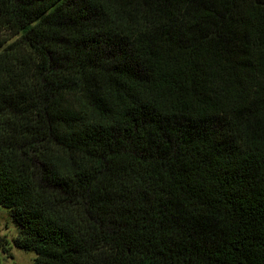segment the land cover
I'll list each match as a JSON object with an SVG mask.
<instances>
[{
    "label": "trees",
    "instance_id": "1",
    "mask_svg": "<svg viewBox=\"0 0 264 264\" xmlns=\"http://www.w3.org/2000/svg\"><path fill=\"white\" fill-rule=\"evenodd\" d=\"M0 206L34 264H264V0H0Z\"/></svg>",
    "mask_w": 264,
    "mask_h": 264
},
{
    "label": "rangeland",
    "instance_id": "2",
    "mask_svg": "<svg viewBox=\"0 0 264 264\" xmlns=\"http://www.w3.org/2000/svg\"><path fill=\"white\" fill-rule=\"evenodd\" d=\"M19 230L10 211L0 206V264H34L35 253L25 252L15 245Z\"/></svg>",
    "mask_w": 264,
    "mask_h": 264
}]
</instances>
